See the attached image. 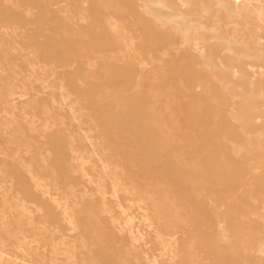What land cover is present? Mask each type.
Segmentation results:
<instances>
[{
  "label": "rangeland",
  "instance_id": "obj_1",
  "mask_svg": "<svg viewBox=\"0 0 264 264\" xmlns=\"http://www.w3.org/2000/svg\"><path fill=\"white\" fill-rule=\"evenodd\" d=\"M0 264H264V0H0Z\"/></svg>",
  "mask_w": 264,
  "mask_h": 264
},
{
  "label": "bare ground",
  "instance_id": "obj_2",
  "mask_svg": "<svg viewBox=\"0 0 264 264\" xmlns=\"http://www.w3.org/2000/svg\"><path fill=\"white\" fill-rule=\"evenodd\" d=\"M183 1H184V0H183ZM179 2H180V1H179ZM185 2H186V1H185ZM180 3H181V2H180ZM182 5H184V2H183ZM246 5H247V4H246ZM246 5H245V6H246ZM252 9H253V8H252ZM113 22H114V21H113ZM114 23H115V22H114ZM96 27H97V26H96ZM123 29H124V28H123ZM123 29H121V30H123ZM160 29H161V28H160ZM124 30H125V29H124ZM125 32H126V34H128L127 31H125ZM123 35H125V34H123ZM125 36H126V35H125ZM127 37H128V36H127ZM127 39H128V38H127ZM129 39H131V38L129 37ZM184 40H186V39L184 38ZM187 41H188V40H187ZM96 46H97V45H96ZM198 47H199V46H198ZM98 53H99V52H98ZM206 62H207V61H206ZM207 63H208V62H207ZM204 65H206V64H204ZM207 65H209V63H208ZM202 67H203V66H202ZM206 68H207V67H206ZM212 70H213V69H212ZM206 78H207V77H206ZM225 84H226V83H225ZM225 84H224V85H225ZM225 86H227V85H225ZM225 88H227V87H225ZM109 171H110V170H109ZM111 174H112V173H111ZM115 184H116V183H115ZM115 184H114V185H115ZM249 193H250V192H249ZM23 206H24V205H23ZM73 248H74V247H73ZM66 252H67V251H66ZM70 256H71V255H70Z\"/></svg>",
  "mask_w": 264,
  "mask_h": 264
}]
</instances>
